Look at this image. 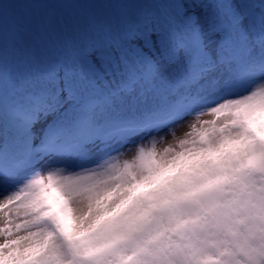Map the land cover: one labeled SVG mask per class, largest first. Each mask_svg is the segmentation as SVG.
I'll return each mask as SVG.
<instances>
[{"label": "snow or ice", "instance_id": "1", "mask_svg": "<svg viewBox=\"0 0 264 264\" xmlns=\"http://www.w3.org/2000/svg\"><path fill=\"white\" fill-rule=\"evenodd\" d=\"M260 100L264 0H0V264H264V168L169 174Z\"/></svg>", "mask_w": 264, "mask_h": 264}, {"label": "rangeland", "instance_id": "2", "mask_svg": "<svg viewBox=\"0 0 264 264\" xmlns=\"http://www.w3.org/2000/svg\"><path fill=\"white\" fill-rule=\"evenodd\" d=\"M247 128L239 137L224 139L221 144L212 149H202L187 157L169 168V174L181 177L188 172L187 163H202L211 161L219 173L217 181H227L230 178L246 174L257 167L264 168V100L258 101L252 106H246L240 109ZM205 120H211L212 117H202ZM235 123V121H230ZM154 181L145 182L141 185H135L132 189L126 191L133 195L140 191L149 192L156 188ZM55 190L45 193L41 199L46 204L51 203L53 196H56ZM115 193L110 194L105 200H111ZM119 195L123 196V193ZM132 197L128 196L115 205L114 212L119 211L125 204L131 202ZM47 215V213L45 214ZM30 221H22L17 227H23ZM89 229H82L78 235H85ZM50 236L40 238L39 231L29 232L15 237L14 247H18L20 259L14 264H47L49 256L46 253Z\"/></svg>", "mask_w": 264, "mask_h": 264}, {"label": "bare ground", "instance_id": "3", "mask_svg": "<svg viewBox=\"0 0 264 264\" xmlns=\"http://www.w3.org/2000/svg\"><path fill=\"white\" fill-rule=\"evenodd\" d=\"M206 118L209 117V116H205Z\"/></svg>", "mask_w": 264, "mask_h": 264}]
</instances>
